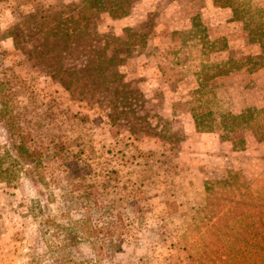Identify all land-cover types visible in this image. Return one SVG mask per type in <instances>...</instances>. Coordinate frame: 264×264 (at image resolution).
Wrapping results in <instances>:
<instances>
[{"label":"rangeland","instance_id":"obj_1","mask_svg":"<svg viewBox=\"0 0 264 264\" xmlns=\"http://www.w3.org/2000/svg\"><path fill=\"white\" fill-rule=\"evenodd\" d=\"M217 1L0 0V264H194L221 195L264 198V114L223 122L263 105L264 55L195 92L261 53Z\"/></svg>","mask_w":264,"mask_h":264},{"label":"trees","instance_id":"obj_2","mask_svg":"<svg viewBox=\"0 0 264 264\" xmlns=\"http://www.w3.org/2000/svg\"><path fill=\"white\" fill-rule=\"evenodd\" d=\"M218 1H221L220 4L223 7H228L230 9V19L242 25V33L246 36L248 42H254L260 45L261 53L259 56L255 57L240 55L241 57L236 58L235 61H233V59L225 60V65L228 66L227 69L224 71H217V73H212L211 75H208L205 70H200L197 73V78H199L201 83H199L198 89L195 90L196 93H199L203 89V82L211 77L233 76L235 72L239 71L242 67L246 75L249 76L252 75L254 71L260 70L263 66L261 59L264 55V6L255 5L254 0ZM83 4L85 5L83 10H91L93 8L102 9L110 13L105 0H83ZM118 7L121 8L120 4H118ZM123 12L124 14L127 13L125 10H123ZM78 16L80 17V14H78ZM216 41L221 43L218 47L221 46V48L227 49L224 40L219 41V39H217ZM201 48H204L203 44ZM221 62H219L218 67H222L220 65ZM261 99L263 100V105L260 107L249 106L247 108V112L250 115L255 109L264 114V94L263 96L261 95ZM193 116L195 115L193 114ZM229 116L231 117L223 121L227 129L228 126H230L227 120H232L231 123L236 122V125L232 126L229 130L230 132H233L237 126H240L244 121H248L249 118L253 117V115L244 117V114ZM17 150L20 155L23 153L28 154V150L24 147L23 143L18 144ZM237 175L238 173H235L223 179V183H219V186L223 188H226L229 184L232 186V180L235 181ZM244 187H246V185H244ZM208 188L209 187L206 186V190H208ZM237 190L241 195L240 198L238 197L232 201L230 200L233 204L231 210L220 211L222 209L220 208L221 202L228 200L222 195L218 198L219 202L215 204L218 209L215 213L219 215L215 224L199 233L198 250L196 254H194L195 257H193L194 264H264V198H261L259 204L256 205V202L250 197V193H248V191H242V186H239ZM206 201L208 204H213L209 195ZM69 220V224L72 226L71 230L68 232L65 231L68 234L64 235L65 238L63 240L59 239L55 248L57 251L61 252L66 246L72 247L76 244H80L81 241L88 240L89 236L95 232L90 224L88 216L77 220ZM232 221L237 223L236 227H230V222ZM57 225H59V223ZM65 230H68V228ZM60 232H64V229H60L57 233Z\"/></svg>","mask_w":264,"mask_h":264}]
</instances>
